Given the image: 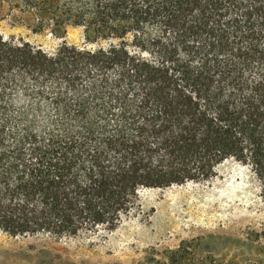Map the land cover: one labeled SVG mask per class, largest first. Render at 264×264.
Returning <instances> with one entry per match:
<instances>
[{"label": "trees", "instance_id": "1", "mask_svg": "<svg viewBox=\"0 0 264 264\" xmlns=\"http://www.w3.org/2000/svg\"><path fill=\"white\" fill-rule=\"evenodd\" d=\"M0 233L112 234L143 190L226 163L264 199V0H0ZM153 264H219L185 242Z\"/></svg>", "mask_w": 264, "mask_h": 264}, {"label": "rangeland", "instance_id": "2", "mask_svg": "<svg viewBox=\"0 0 264 264\" xmlns=\"http://www.w3.org/2000/svg\"><path fill=\"white\" fill-rule=\"evenodd\" d=\"M0 34L46 50L85 41L81 28L59 39L8 19L0 20ZM140 197L142 213L112 234L56 240L0 233V264H153L185 242L219 264H264V199L242 166L226 163L211 181L143 190Z\"/></svg>", "mask_w": 264, "mask_h": 264}]
</instances>
